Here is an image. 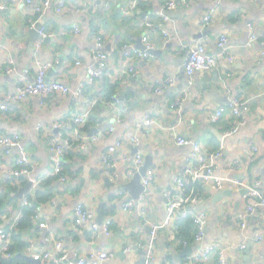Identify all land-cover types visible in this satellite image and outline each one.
I'll use <instances>...</instances> for the list:
<instances>
[{
  "label": "crops",
  "instance_id": "0c3cea01",
  "mask_svg": "<svg viewBox=\"0 0 264 264\" xmlns=\"http://www.w3.org/2000/svg\"><path fill=\"white\" fill-rule=\"evenodd\" d=\"M44 1L0 0V106L19 84L32 82L38 66L46 63H52L47 80L64 82L72 93L45 99L29 96L19 104H11L7 112L0 108V137L18 134L23 140L10 153L0 147V229L20 218L21 205L28 195L18 198L20 188L33 181L29 194L34 195L41 188V177L55 176L49 143L60 141L62 136H74L72 129H61L57 124L92 106L98 113L93 125L82 128L71 141L66 180L50 178L47 182L46 192L51 190L53 197L40 206L35 230L24 232L25 255L17 264H34L29 260L30 243L35 252L47 250L56 255L54 245L48 246L44 240L48 233L63 243V250L74 263L86 256L91 263V256L108 251L114 254L112 264H138L143 257L142 247L149 242L150 222L161 228L152 264H190V256L210 246L223 253L226 264H264V207L249 214L247 207L256 200L244 198L245 190L264 192V0H178V9L168 14L162 12L163 0H51L53 6L34 14V4ZM57 1L86 11L59 14ZM215 8L214 21L203 28L204 17ZM146 19L157 28L176 30L180 41L167 43L161 34L153 37L144 25ZM74 25L80 26V33L61 34ZM93 27L100 37L101 51L111 54V63L102 79L88 87L85 100L79 102L73 93L85 82L88 69L95 67L99 52ZM41 28L56 35L38 49ZM31 32L35 35V49L28 51ZM201 33H205L202 38ZM221 34L229 38L228 57L221 56ZM145 37L159 53L136 61L134 67L139 73L129 77L124 64L125 47L145 45ZM198 41H204L208 51L217 56L218 67L198 72L190 85L183 67L185 50ZM169 79L173 83L166 84ZM109 87H113L110 94L121 96L117 109L104 103ZM160 87L162 92H158ZM233 98L245 103L239 117L230 108ZM219 110L222 116L214 120ZM146 118L159 120L165 127H176L180 136L201 143L205 154L212 158L213 177L222 183V189H215L213 180L199 186L193 178L186 179V185L199 186L197 190L191 187L189 194L197 195L199 201L190 211L205 212L209 220L200 242L196 240L197 227L191 234L181 236L179 212L173 224L163 226L168 218L164 194L168 190L176 193L175 182L185 178V172L196 163L192 150L177 145L170 131L138 130ZM241 119L244 124L239 123ZM110 127L114 130L110 131ZM97 135L100 139L94 141ZM136 136L141 138L139 150L144 163L146 156L153 155L155 170V178L140 200L124 190L117 196L120 187L132 180L128 172L135 166ZM111 147L116 148L114 167L105 162ZM219 149V157H213ZM22 150L29 154L30 173L18 183L12 171ZM249 152L254 154L253 162ZM141 167L133 169L139 172ZM108 178L112 185L107 183ZM127 200L133 201L131 212L124 209ZM101 204L105 222L112 220L109 235L75 227L78 206L98 216ZM127 248L130 252H126ZM186 250L188 255H182ZM204 264H220L218 253Z\"/></svg>",
  "mask_w": 264,
  "mask_h": 264
},
{
  "label": "built area",
  "instance_id": "2783aa9c",
  "mask_svg": "<svg viewBox=\"0 0 264 264\" xmlns=\"http://www.w3.org/2000/svg\"><path fill=\"white\" fill-rule=\"evenodd\" d=\"M103 2H106L108 0H101ZM29 3H33L30 1ZM53 2L51 0H45L44 2L35 5L34 4V10L33 13H40L44 10L48 9L49 7L53 6ZM178 0H163V14H167L169 12H173L178 9L179 7ZM86 11L83 7L77 8L74 6H67L66 3L63 1H57L56 3V12L61 14L63 12L68 13H78ZM217 11L216 8L209 12L203 19V28H206L209 26L213 21L214 17L216 15ZM165 16V15H164ZM144 22V25L146 28L151 32V34H154L153 37H156L158 34H161L165 40V42L169 43L172 41H180V35L176 30H168L165 27L157 28L151 21ZM32 26H36L35 24H32ZM81 28L79 25H74L71 28L64 29L62 31L63 36H68L71 34H77L80 33ZM40 34V40L39 44L37 45V48L39 49L42 43L49 38H54L55 33L53 32H47L44 28H41L39 30ZM96 38V42L99 46V52L97 53L95 57V67H91L88 69V75L86 77L85 82L80 85V87L73 93V96L75 100H78L79 102H83L86 98V90L89 86L95 85L99 79L103 76L104 72L109 68L111 63V54L102 52V43L100 40V37H98L97 33L93 34ZM149 37L144 38V44L145 49H139L137 47H131L126 46L125 47V57L126 61L124 62L125 66L128 68V75L129 77L135 78L137 74L139 73L138 70L134 67V64L138 60H146L152 57V51L154 50V46L149 41ZM228 43L229 38L226 34H221L219 38L218 46L222 50L221 56H227L228 57ZM264 44V40H263ZM129 48V49H128ZM185 62H184V72L186 77L189 80V84L191 85L194 79V76L198 72H210L214 71L218 67V59L217 56L211 54L208 51V48L206 46V43L204 41H198L197 43L187 47L185 50ZM77 65H81L80 62L77 63ZM52 67V63H46L39 65L37 68L36 75L34 77V80L32 82H22L16 87L15 93L13 95L7 94L3 100V103L1 104L0 108L3 112L9 111L11 104H19L23 102L26 98L29 96H34L38 98H50L56 94H62L63 96H68L72 93V90L70 89L69 85L65 84L64 82L60 80L56 81H49L47 80V72ZM11 72L12 70L9 69ZM173 83V80H167L166 84ZM163 87L158 88V92H162ZM122 101L119 98H114L110 103H107V105L111 106L114 109H117L119 104H121ZM230 108L234 115L239 117L241 115V109L245 107V103L241 101L238 98H233L230 101ZM94 110V106L90 109H86L84 111L77 112L72 119L64 120L57 124V127L72 129V133L74 136H62L61 140L57 142V140H51L49 143V150L51 152V155L53 156L54 162H55V174H60L62 172L61 162L63 158L65 157L66 152L71 147V141L73 138L78 136L81 133V129L84 128L90 118L91 114ZM222 116V111L219 110L216 112L215 116L213 117L214 120H218ZM240 124H244L245 120L241 119L239 121ZM138 130L146 131V129H161L170 131L173 135L174 141L179 146H187L190 147L192 150V158L196 162L194 163L192 169L185 172V178H178L175 182V189L176 193L172 190H168L164 196L167 201V212H168V218L166 223L163 225H171L174 223L173 219L175 215L178 213L179 210H183L180 214L181 217H187L190 213V207L196 205L199 201V197L197 195H193L192 193L189 195H184L183 192L186 189V179L189 177L193 178L194 181H200L201 183L207 185L211 184V180L214 181V188L219 190L222 189V183L215 179L213 177L214 174V163L211 161L212 158H210L207 154H205L201 143L192 140L190 138H186L183 136H180L178 134V131L176 127H165L162 123H160L159 120L146 118L142 123H140L137 126ZM110 131L114 130V127H110ZM235 132V130L233 131ZM142 133V132H140ZM231 134V132L229 133ZM137 137V136H136ZM100 139V136H94L93 140L98 141ZM133 142L136 149H139L141 138L134 139ZM23 140L22 137L18 134L16 135H9V136H2L0 137V147L7 149L8 153H10V150L15 146H20L22 144ZM120 146V144H118ZM253 150L256 151V148L253 147ZM116 151L115 147H111L109 151L107 152L105 156V162L106 165L109 167H114V161H113V155ZM220 149L216 154L213 156L215 158H218L220 155ZM249 160L254 161V154L249 152L248 154ZM193 161V162H194ZM29 164H30V157L26 150L21 151V155L17 158L16 161V167L12 171V175L16 178L22 177V176H29ZM134 164L135 166L133 168H140L144 165V155L140 152V150L137 152L134 158ZM131 169L128 172V177L132 178L134 172L136 170ZM134 170V172L132 171ZM155 178V170L150 169L146 175V177L143 179V185L148 188L150 187L152 181ZM110 179V178H109ZM62 181L66 180V177H61ZM120 182V181H119ZM118 182V184H119ZM123 194L122 191H120L117 196H120ZM244 198L246 200L254 199L256 200L254 205H249L247 207V212L249 214H252L256 211L259 207H264V192H261L258 189H251L249 190ZM24 205H29V200L24 199ZM132 200H127L124 204V209L131 212L134 208ZM193 216V213H192ZM40 217V214L37 215V218ZM74 225L77 229L83 230L86 228H90L93 232H99L103 231L105 234H110V225H112V220L109 219L106 222L104 221V224H98L97 223V216L94 211L89 210L85 207L78 206L76 208L75 212V219H74ZM194 222L197 227V233H196V240L198 242L202 241L206 234V227L208 225V216L205 212L194 214ZM245 227V224L242 225ZM150 227V233H149V242L142 247L143 251L145 252V258L147 259L149 264H152L155 260V244L158 239L159 233H160V226L156 223H149ZM46 243L48 246L50 244L54 245V248L56 250V255L52 256L47 250H43L42 252H35L33 251V244L29 245V251L32 252V258L36 261H39L41 264H112L114 254L108 251H101L96 253L95 255L91 256L92 262L89 263L87 261V256L85 258H79L76 260V262L70 261L68 258V254L63 250V243L59 240H55L52 233H48V235L45 236ZM0 259L2 256L5 257H11L10 254V245H11V239H9V235L6 233L5 230L0 229ZM245 246H242L244 248ZM130 248L126 249V252H130ZM218 253L219 256V262L220 264H226L225 258L222 252H219L218 248L216 246H210L206 248L200 249L197 253L190 256L189 262L190 264H204L213 253Z\"/></svg>",
  "mask_w": 264,
  "mask_h": 264
},
{
  "label": "trees",
  "instance_id": "16d2710c",
  "mask_svg": "<svg viewBox=\"0 0 264 264\" xmlns=\"http://www.w3.org/2000/svg\"><path fill=\"white\" fill-rule=\"evenodd\" d=\"M47 32H49V31H47ZM92 32L97 33V29H95V27H93ZM100 79H102V77ZM112 89H113V87H109L108 94L105 95L106 100L104 101V103L106 105H107V103H110L114 98H120L121 97L119 95L113 96L112 94H110ZM101 103H102V101H101ZM105 104H103L101 106H104ZM97 113L98 112L96 110L95 112H93L91 114V118L85 127H87V126L89 127L90 125H93V122L96 119ZM69 151L70 150H68L66 152L65 159L63 158V160L61 162V167L63 165L62 172L60 174H55V176H51V177H47V178L41 177L40 178L41 188L36 190L34 195L28 194L26 196V199L29 200V205H24V202L21 205V215H20L19 220L15 224L10 225V226L3 229L9 235V239H11L10 254L12 256L11 257L2 256L0 259V264H17L18 262L23 260V258H24L23 256L25 255V253H23V250L27 245V243H25L26 239L24 236V232L35 230V225L37 222V215L39 213L40 206L42 204H46L49 201H51V199L53 197V195L50 193L51 190H49V191L47 190V192H46V189H48V187H49V184L47 182H49L51 179H54V178L56 180H58L61 177H65V175H66L65 173L67 171L65 169L66 161H67L66 158L69 154ZM71 171H72V169H71ZM27 177L28 176H22V177L17 178L18 183H21L22 180L26 179ZM43 180H47V181L42 183ZM195 183L199 184V186H205V184L201 183L200 181H195ZM199 186H194V184H192V183L187 184L186 189L184 190L183 194L187 196V195H189V193L191 191V187L192 188L195 187L197 190V188H199ZM35 204H37V205H35ZM192 213H190L187 217H181L180 218L178 228H179V232L181 233V236H184V234H191V232L193 231V227L194 228L196 227L195 222H194V213H193V216H192ZM110 228H111V225H110ZM186 228H187V232H186ZM185 237H186V235H185ZM28 248H29V245H28Z\"/></svg>",
  "mask_w": 264,
  "mask_h": 264
},
{
  "label": "water",
  "instance_id": "95a60500",
  "mask_svg": "<svg viewBox=\"0 0 264 264\" xmlns=\"http://www.w3.org/2000/svg\"><path fill=\"white\" fill-rule=\"evenodd\" d=\"M168 14V13H167ZM144 17H147V14H143ZM32 32L36 33V38H38V31L36 29H34ZM31 32L32 36L30 38V41L28 42L27 46H28V51L30 50H34L35 49V40L34 37L35 36L33 33ZM205 33H201L199 37H203ZM49 40V39H46ZM137 48L139 49H145V45H139L137 46ZM159 52L157 51H152V54H158ZM94 132H96V130H94ZM142 148V145L140 144V147ZM139 151V149H134V154L136 155L137 152ZM153 168V155H148L145 157V163L143 165V167H141L139 172H136L133 177L131 178V182L122 185L120 187V190H124V191H128L129 194L136 200H140L142 198V195L145 194V192L147 191V188L143 185V179L146 177L148 171L150 169ZM15 177V176H14ZM33 181L29 182L26 186L22 187L19 189V192L17 193V197L20 199H23V197L28 193H30V190H32L33 187ZM107 183L112 185L111 180L108 178ZM247 193V190H245L244 194ZM37 205V204H35ZM104 205L101 204V206L98 209V216H97V223L98 224H103V222L105 221V216L102 214V210H103ZM183 210H179L178 212L181 213ZM150 231V230H149ZM188 255L187 250L185 251L184 254L182 255ZM29 260L31 262H33L34 264H41L39 261L34 260L33 258H29ZM78 261V260H77ZM150 262L147 261V259L145 258V252H143V257L141 259V261L138 264H149Z\"/></svg>",
  "mask_w": 264,
  "mask_h": 264
}]
</instances>
